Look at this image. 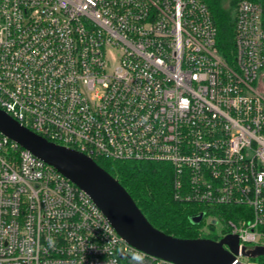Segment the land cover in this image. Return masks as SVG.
I'll return each instance as SVG.
<instances>
[{
  "label": "built area",
  "instance_id": "built-area-1",
  "mask_svg": "<svg viewBox=\"0 0 264 264\" xmlns=\"http://www.w3.org/2000/svg\"><path fill=\"white\" fill-rule=\"evenodd\" d=\"M234 30L230 62L206 0H0V107L96 161L170 164L218 239L264 246V0H239ZM0 264L177 263L0 132Z\"/></svg>",
  "mask_w": 264,
  "mask_h": 264
},
{
  "label": "water",
  "instance_id": "water-1",
  "mask_svg": "<svg viewBox=\"0 0 264 264\" xmlns=\"http://www.w3.org/2000/svg\"><path fill=\"white\" fill-rule=\"evenodd\" d=\"M0 132L56 167L84 189L106 214L118 233L131 245L177 264H248L238 259L264 255V246L240 248L238 234L216 240L181 238L156 228L127 189L96 160L79 150L48 140L21 124L0 107ZM203 215L191 216L198 224ZM250 264H256L255 262Z\"/></svg>",
  "mask_w": 264,
  "mask_h": 264
},
{
  "label": "trees",
  "instance_id": "trees-1",
  "mask_svg": "<svg viewBox=\"0 0 264 264\" xmlns=\"http://www.w3.org/2000/svg\"><path fill=\"white\" fill-rule=\"evenodd\" d=\"M206 1L218 28L217 49L225 59L232 62L235 54L234 11L239 0ZM97 162L120 181L156 228L181 238H219L215 224H207L205 219L198 224L191 221V216L198 211L195 205L175 199L170 164L107 159H97ZM235 212L233 206H224L217 210L223 221L235 218ZM250 259L256 264H264V255Z\"/></svg>",
  "mask_w": 264,
  "mask_h": 264
}]
</instances>
